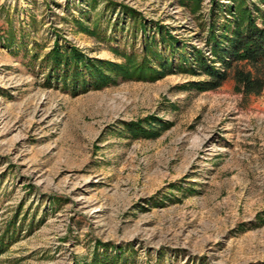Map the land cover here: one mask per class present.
I'll return each mask as SVG.
<instances>
[{
    "label": "rangeland",
    "instance_id": "rangeland-1",
    "mask_svg": "<svg viewBox=\"0 0 264 264\" xmlns=\"http://www.w3.org/2000/svg\"><path fill=\"white\" fill-rule=\"evenodd\" d=\"M232 6L202 0L193 15L178 0H0V234L19 214L0 264H93L104 253L128 264H264V89L243 96L230 76L210 91L183 87L206 78L209 27L219 34ZM159 26L174 37L158 45L173 71L154 82L73 96L46 87L32 61L58 36L120 62L112 48L141 55ZM148 116L160 136L130 138L123 124Z\"/></svg>",
    "mask_w": 264,
    "mask_h": 264
},
{
    "label": "trees",
    "instance_id": "trees-1",
    "mask_svg": "<svg viewBox=\"0 0 264 264\" xmlns=\"http://www.w3.org/2000/svg\"><path fill=\"white\" fill-rule=\"evenodd\" d=\"M214 1V0H212ZM233 6L228 13L232 20H226L219 34L209 27L206 43L210 48L213 60L207 63L200 59L199 65L206 77L202 81L188 82L184 88H191L197 92L214 90L230 76L234 81L235 91L243 96L259 95L264 89V0H259V6H250L246 0H230ZM202 0H178L180 6L187 7L191 14L195 15L199 10ZM121 10V13L134 19L136 25L143 27L140 14L134 9L121 5L108 3ZM158 27L159 41L153 36L143 37L142 54L134 51H111L121 61L114 62L86 56L76 46L61 44L58 36L53 41L52 47L42 56H32V61L39 60V68L44 71V83L46 87L52 85L75 96L90 90L98 91L117 85L120 82L144 81L154 82L172 74V65L162 58L158 45L161 41L165 46L174 40L168 30ZM83 31L91 35H99L97 28L91 31L83 28ZM151 58L158 59L155 66ZM179 69L182 72L194 73L193 68L187 67L184 57ZM199 59V58H198ZM219 64L221 68H217ZM161 120L154 116L124 123L128 135L132 139H155L160 136ZM20 209V208H18ZM20 211V210H19ZM17 216L14 215L0 234V253L10 247L18 239ZM259 221L264 222L263 216H258ZM103 247H108L103 245ZM107 251V249H105ZM93 264H128L127 259L118 260L110 258L106 253L98 254L93 259Z\"/></svg>",
    "mask_w": 264,
    "mask_h": 264
}]
</instances>
